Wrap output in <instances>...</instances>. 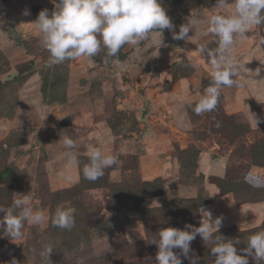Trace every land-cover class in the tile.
Wrapping results in <instances>:
<instances>
[{
    "label": "rangeland",
    "instance_id": "1",
    "mask_svg": "<svg viewBox=\"0 0 264 264\" xmlns=\"http://www.w3.org/2000/svg\"><path fill=\"white\" fill-rule=\"evenodd\" d=\"M161 2L171 19L189 12L174 24L176 32L198 19L190 39L175 40L165 29L162 44L153 33L120 59L122 66L106 62L102 48L97 60L48 67L33 22L41 10H55L53 0H0V172L11 169L0 181V206L28 195L45 216L38 225L25 222L19 239L0 228V264H48L40 255L48 245L51 264H155L151 242L160 229L199 227L207 218L201 209L221 218L215 235L241 241L238 253L264 231V25L237 37L229 53L237 84L220 89L212 112L197 115L195 104L213 76L199 48L218 47L215 34L203 35L211 19L204 5L224 16L234 5ZM248 108L261 117L257 127ZM66 136L76 142L75 163L65 156ZM90 146L119 158L95 181L83 175ZM58 207L75 209L71 230L54 226ZM212 246L199 235L191 242L199 264H213Z\"/></svg>",
    "mask_w": 264,
    "mask_h": 264
},
{
    "label": "clouds",
    "instance_id": "2",
    "mask_svg": "<svg viewBox=\"0 0 264 264\" xmlns=\"http://www.w3.org/2000/svg\"><path fill=\"white\" fill-rule=\"evenodd\" d=\"M55 10L49 14L47 9L39 12L38 18L33 22L41 33V42L49 53L47 66L52 67L65 60H74L81 57L97 56L102 48L106 49L105 60L113 58L117 66H122L119 53L125 45L137 46L150 39L153 33H158L162 44V34L165 29L172 31L173 39H190L188 33L194 30L199 23L198 19L187 20L179 31H174V24L167 10L162 6L161 0H53ZM234 5L230 16L214 14L208 33L218 37V47L209 51L201 45L199 51L207 53L213 69V76L205 94L195 104L193 111L200 115L212 112L218 103L220 89L232 87L237 84L239 75L232 51L237 37L246 38V33L253 25H264V0H217L216 7ZM24 15L30 14L28 11ZM246 117L251 124L262 122L261 117L249 111ZM181 120L183 117L180 118ZM219 127V123L216 125ZM66 148L65 156L69 164L75 163L71 149L76 142L70 137L63 138ZM89 163L83 167V175L90 181H95L104 175V170L119 163L118 155L104 154L94 146L88 149ZM31 197L20 195L14 199L9 207L0 206V228L15 240L23 235L25 222L33 225L40 224L44 219L43 211L34 210ZM200 223L199 227L186 225L184 230L166 227L160 229L158 236L151 244H155L158 251L155 264H183L182 257L189 264H199V256L191 248V242L199 235L203 242L212 244L210 251L215 257L213 264H249L251 257L255 264H264V231H259L248 237L246 247L239 253L235 245L240 244L239 239L222 240L218 233L221 218L211 219V213ZM75 209L72 207H58L54 214V226L71 230L75 226ZM131 241V240H130ZM178 249L179 251H174ZM53 248L45 246L40 253L48 264ZM192 253V255H189ZM242 253V254H241ZM12 264H17L15 260Z\"/></svg>",
    "mask_w": 264,
    "mask_h": 264
},
{
    "label": "trees",
    "instance_id": "3",
    "mask_svg": "<svg viewBox=\"0 0 264 264\" xmlns=\"http://www.w3.org/2000/svg\"><path fill=\"white\" fill-rule=\"evenodd\" d=\"M204 10L206 11V13L209 15V17H212L214 15V13L212 12L211 8L209 6H205L204 5ZM189 12L188 11H184L179 13L176 17L172 18V22L173 24H177L180 22V20L184 17V16H188ZM143 43V42H142ZM142 43H140L139 45H141ZM138 46V45H137ZM135 46H131L129 49L124 50L122 53L119 54V60L122 59L123 57H125L126 55L129 54V52L132 50V48ZM93 59H96L97 57L94 56L92 57ZM97 60V59H96ZM11 173V169L10 168H6L3 171H1L2 174V178H4L6 175Z\"/></svg>",
    "mask_w": 264,
    "mask_h": 264
},
{
    "label": "water",
    "instance_id": "4",
    "mask_svg": "<svg viewBox=\"0 0 264 264\" xmlns=\"http://www.w3.org/2000/svg\"><path fill=\"white\" fill-rule=\"evenodd\" d=\"M149 110H150L149 107H145V109H144L143 112H142L143 117L145 116L146 112L149 111ZM1 179H2V174H1V172H0V181H1Z\"/></svg>",
    "mask_w": 264,
    "mask_h": 264
}]
</instances>
